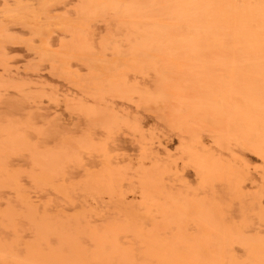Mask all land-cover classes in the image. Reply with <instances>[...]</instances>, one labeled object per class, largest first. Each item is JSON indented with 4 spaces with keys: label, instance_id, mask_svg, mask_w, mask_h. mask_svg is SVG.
<instances>
[{
    "label": "bare ground",
    "instance_id": "obj_1",
    "mask_svg": "<svg viewBox=\"0 0 264 264\" xmlns=\"http://www.w3.org/2000/svg\"><path fill=\"white\" fill-rule=\"evenodd\" d=\"M0 264H264V0H0Z\"/></svg>",
    "mask_w": 264,
    "mask_h": 264
}]
</instances>
